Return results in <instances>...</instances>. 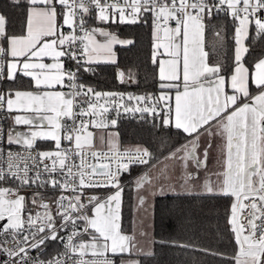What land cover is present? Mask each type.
<instances>
[{"label":"snow or ice","instance_id":"1","mask_svg":"<svg viewBox=\"0 0 264 264\" xmlns=\"http://www.w3.org/2000/svg\"><path fill=\"white\" fill-rule=\"evenodd\" d=\"M12 6L25 9L26 24L20 34L10 33L7 17L0 14V80L14 81L20 73L42 92L0 93V108L6 106L7 112L18 113L12 117L15 125L39 129L47 122V129L7 133V144L20 145L25 152L8 151L6 161H0L6 164V168L0 167V182L11 184L0 185V255L8 257L2 264H116L112 257L136 249L135 236L121 229L120 177L132 165L154 167L149 164L152 153L140 147L120 151L111 139L118 133H109V151L99 152L94 146L95 134L89 130L90 126L117 124L116 119L104 117L110 109L100 103L102 97L117 96L121 101L117 115L120 108L139 112L142 117L146 113L153 117V127L175 128L177 136L186 134V142L166 157L181 161L185 169L189 161L196 169L207 167L212 143L209 141L198 156L201 136H220L226 141L224 170L213 173L217 176L215 186L205 180L203 191L234 198L228 223L238 245L232 257L235 264H264V58L254 63V71L244 62L249 51L244 41L250 27L254 25L257 37L264 36V0H12ZM93 9L101 24L151 21L152 62L158 68L159 95H129L127 99L137 105L131 106L122 103L123 93H100L79 82L77 73L81 69L92 71L85 65L99 60L93 53L102 50L105 62L114 64L112 46L134 43L103 28H87L85 17ZM214 10L230 14L236 22L230 69L207 63L205 21ZM97 33L107 38L104 44L95 40ZM66 60L75 63L74 70L65 67ZM118 76L124 83L125 73L121 71ZM127 79H132L131 73ZM58 87L72 91L65 93ZM78 97H84L83 102ZM97 116L102 119L97 120ZM37 140L52 141L54 147L34 152ZM195 178L194 172L185 171L181 187L189 191L186 185ZM48 187L60 195L45 199L39 189ZM135 187L151 196H163L166 191L162 184H153L148 173L136 178ZM93 188H114L115 192L101 200L98 195L86 194L85 189ZM147 200V196H139V205L145 206ZM29 205L43 212L33 215ZM245 209H250L247 225L240 218ZM62 231L68 232L66 238ZM85 234L88 240H77ZM46 241L64 242L62 258L44 261L29 256L30 249H39ZM9 243L14 247H5ZM137 251L152 255L151 251Z\"/></svg>","mask_w":264,"mask_h":264},{"label":"trees","instance_id":"2","mask_svg":"<svg viewBox=\"0 0 264 264\" xmlns=\"http://www.w3.org/2000/svg\"><path fill=\"white\" fill-rule=\"evenodd\" d=\"M23 3V0H22ZM0 14L8 19L10 33L20 34L26 24L25 9L13 7L12 0H0ZM91 25H101L123 38L134 41L131 45H117L116 63H92L91 73H82V83L100 93L122 92L131 96L158 95L157 66L152 62V25L101 24L97 18ZM204 46L209 64H220L230 69L234 60V31L236 22L225 12L206 18ZM248 53L245 65L251 69L264 57V36L257 37L254 25L245 40ZM126 76L121 83L118 73ZM131 73L132 79L127 76ZM159 125V122L156 123ZM121 145L144 146L154 157H162L185 139L176 135V129L153 127L143 120L122 119L115 125ZM142 165L130 166L125 172L121 228L127 231L131 222L133 201L132 178ZM233 198L209 194H168L155 196L152 203V255H140L139 264H235L232 259L238 252L235 235L228 223ZM57 241H48L45 256L56 253ZM116 258V257H115Z\"/></svg>","mask_w":264,"mask_h":264},{"label":"crops","instance_id":"3","mask_svg":"<svg viewBox=\"0 0 264 264\" xmlns=\"http://www.w3.org/2000/svg\"><path fill=\"white\" fill-rule=\"evenodd\" d=\"M95 26L96 27L99 26L100 28L105 27V26L101 27V25H95ZM151 34H152L151 47H152V53H153V30L151 31ZM234 34H235V31H234ZM117 37L121 40L130 39V38H123L119 36ZM106 39H107L106 37L99 35V33L95 35V40L97 41L98 44H104L106 42ZM244 44H245V41H244ZM117 45H120V44H114L112 46L114 53H115L114 48ZM204 50H205V46H204ZM234 50H235V46H234ZM92 55L99 57V60L93 63L105 62V60L103 59V56H105L106 53H104L102 50L96 53H93ZM115 58H116V53H115ZM45 62L51 63V61L48 60L47 58H45ZM250 71H254V65L250 69ZM157 72H158V68H157ZM202 82L205 83V86H207V81L202 80ZM2 88H3L4 93H9L10 91L14 92L15 90L33 91V92H38V93L42 92V89L35 88L34 83L30 80L29 77H24L20 73H17V78L14 81L3 79ZM58 90L63 91L65 93L70 92L66 87H58ZM159 94H160V91H159ZM17 114L18 113L16 112L9 113L10 118H9L8 129H7L8 132L13 131L14 133L21 132V133L28 134L32 130H46L47 129V122H44V126L39 129L34 128L33 126H29V125H15L14 121L12 120V117ZM24 115L31 116L33 114L24 113ZM89 130L95 134L94 146L96 149H104V148L109 149V146L106 143V141L109 139L108 134L118 133L117 129L115 128H97V129L89 128ZM213 131H215V128H213ZM101 137H104L103 141L101 140ZM111 139L116 143L117 147L121 146V142L119 139V133H118V136H112ZM209 141H211L212 147L209 149V157H208L206 168L196 169L194 163L192 161H189L188 168L185 169L182 166L181 161L176 160V159H166V157L169 156V153H171L176 148H178L180 145L186 142L184 140L177 147H175L174 149H172L171 151H169L162 157L157 158L152 155L149 161V164H154V167L149 168V165H144L142 166V169L133 176L132 188L134 191V197H133L132 207H131V222H130L128 230L127 231L122 230V232L126 235L135 236L136 249H133L131 253H124L119 256H115L116 264H129V262L131 261L139 262L138 257L144 254H141L139 251H137V249H142L144 252H147V251L152 252V249H153L152 203H153V199L155 196L149 195L148 192H146L144 189H140L138 191L135 187L136 178L143 175L144 173H148L153 184H162L165 187L166 189L165 195H168V194H206L203 191V187H202L203 184L205 183V180H210L214 182V186H215V182L217 181V176L214 175L213 173L222 172L224 170V161L226 158L225 157L226 141L220 136H215V137H208L207 135L201 136L200 149L198 150L197 155L202 156L203 149L207 146ZM36 145L40 148L41 151L52 150V148L54 147V143L52 141L37 140ZM182 154L183 153H177V155H182ZM185 171L194 172L196 176L195 179L189 181L188 184L186 185L189 191H185V188L181 187V185H184L185 183ZM147 187L148 186L146 185L145 188ZM114 192H115V189L112 188L108 190V193L100 199L104 200L108 194H111ZM141 195H145L148 197L147 203L143 207L139 205V201H138V198ZM122 203H123V192H122ZM121 211H122V208H121ZM89 215H91V212H89ZM121 217H122V214H121ZM143 233H147V234L144 235ZM88 239H89L88 236L84 237V240H88Z\"/></svg>","mask_w":264,"mask_h":264},{"label":"built area","instance_id":"4","mask_svg":"<svg viewBox=\"0 0 264 264\" xmlns=\"http://www.w3.org/2000/svg\"><path fill=\"white\" fill-rule=\"evenodd\" d=\"M213 2H214V0H213ZM220 13H223V11L216 13L214 10L212 16H216ZM92 17L96 18V12L94 9H93L91 15L85 17V19L87 20V24H86L87 28H90V26H91L89 21ZM65 31H68V29L66 28ZM81 35H82V33H81ZM65 67H70L74 70L76 65L74 62L66 60L65 61ZM85 67H89L92 69L91 64H86ZM83 72H85V71H83V69H81L80 72L77 73V75L79 77V82H81V83H82L81 79H82V73ZM91 72L92 71H88V73H91ZM85 73H87V72H85ZM2 82H3V79L0 80V93H4L3 88H2ZM67 89L70 92L72 91V89H70V88H67ZM113 93H122V92L113 91ZM123 94H124V99H123L122 103H124L125 105L137 106L135 100L129 101L127 99V97L129 95H127L125 93H123ZM78 99L81 102H83L84 97H78ZM89 99L94 100L95 97L90 96ZM105 101H108V103H105ZM100 103L105 104V106L110 109L109 112L104 113V117H106L107 120L116 119L118 122L119 120H122V119H135V120L147 121L148 123L153 124V117L149 114H146V113L143 114V117H142V114L139 112H137V113L124 112L123 108H120L119 114L117 115L116 107H117L118 103H121L119 96L112 97V98L102 97L100 100ZM84 107H87V105L85 104ZM9 118H10V115H9V112H7V110H6V106H5V108H0V153H2V155H0V161H6L8 151L19 152V153L25 152V149L20 145H8L7 144V133H8L7 129H8ZM80 119L87 120L89 118L88 117H81ZM96 119L100 120V119H102V117L97 116ZM66 122L69 124L71 123V121H66ZM157 122H159V120L155 121V123H157ZM90 128H91V126H90ZM108 128H115V126L113 127L110 125ZM91 129H97V128H91ZM62 143L64 145H68L69 142L62 141ZM141 148H145V147H141ZM118 149L120 151H124V150L134 151L135 150V148H129V147H126V145H121L120 147H118ZM36 150L41 151L37 145L35 146V149L33 151L35 152ZM96 150L99 152H108L109 151V149H106V148L96 149ZM89 162L90 163H98L97 160H90ZM76 163H79V159L76 160ZM132 166H134V165H132ZM142 166H144V165H142ZM0 167L6 168V164L0 163ZM124 174L125 173H123L120 177V183L123 187L126 184V178H124ZM0 185L7 186V187L11 186V184H3V182H0ZM110 189H112V188H93V189H85V192H86V194H89V195L95 194V195H98L100 198H102L103 196H105L108 193V190H110ZM39 191L43 194L45 199H47L49 197L54 199L55 197L60 195L59 191H55L50 187L39 189ZM27 194L30 196L31 192H28ZM64 194L70 196L71 192H66ZM84 203H87V199H84ZM245 203H248V202L245 201ZM90 207H91V205H89V208ZM29 208L31 209L33 215H35L36 212H43V209H41L37 206L29 205ZM249 212H250V209H245L242 213H240L241 222L245 225H247V219L246 218L249 217ZM256 223L259 224L260 221H256ZM68 231L70 232V229ZM60 234L62 236H65V238H66V235L68 234V232L62 231ZM85 236H87V235L85 234L82 237H77V240H80V239L84 240ZM9 239H11V238L9 237ZM47 242L48 241H46V244L42 245L39 249H30L29 250V256L33 257V258H38V259L44 260V261L52 260L54 258H62L63 253L65 252V249L63 246L64 242L63 241L55 242V245H58V249L56 250V253H54L52 256L46 257L45 254L48 251ZM5 247L13 248L14 245L12 243H9V244L5 245ZM109 255L111 256V254H109ZM88 258H91V257H88ZM112 258L116 262V258L115 257H112ZM7 259H8V257L6 255H0V264H2L3 260H7ZM17 259H19V258H17ZM69 264H70V262H69Z\"/></svg>","mask_w":264,"mask_h":264},{"label":"rangeland","instance_id":"5","mask_svg":"<svg viewBox=\"0 0 264 264\" xmlns=\"http://www.w3.org/2000/svg\"><path fill=\"white\" fill-rule=\"evenodd\" d=\"M94 27H95V28H100L99 26H97V27L94 26V25H91V26H90V28H94ZM101 27H102V26H101ZM103 29L106 30V31H109V30L107 29V27H106V28L103 27ZM85 43H87V41H85ZM104 57H105V56H103V59H104ZM126 147H129V148L140 147V148H141V147H144V146H141V145H138V144H126ZM139 171H140V170H139ZM139 171H138V172H139ZM124 187H125V185H124ZM133 197H134V191H133Z\"/></svg>","mask_w":264,"mask_h":264},{"label":"water","instance_id":"6","mask_svg":"<svg viewBox=\"0 0 264 264\" xmlns=\"http://www.w3.org/2000/svg\"><path fill=\"white\" fill-rule=\"evenodd\" d=\"M119 77V76H118ZM140 96V95H139Z\"/></svg>","mask_w":264,"mask_h":264}]
</instances>
